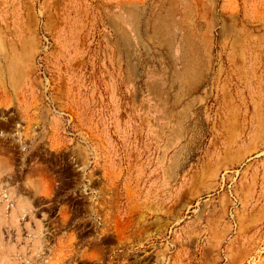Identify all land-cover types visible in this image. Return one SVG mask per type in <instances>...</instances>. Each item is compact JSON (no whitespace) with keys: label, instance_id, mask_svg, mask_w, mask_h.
I'll return each mask as SVG.
<instances>
[{"label":"rangeland","instance_id":"374dc122","mask_svg":"<svg viewBox=\"0 0 264 264\" xmlns=\"http://www.w3.org/2000/svg\"><path fill=\"white\" fill-rule=\"evenodd\" d=\"M0 264H264V0H0Z\"/></svg>","mask_w":264,"mask_h":264}]
</instances>
